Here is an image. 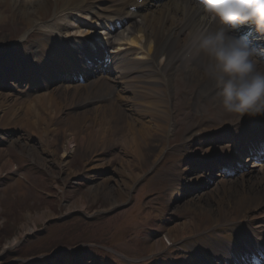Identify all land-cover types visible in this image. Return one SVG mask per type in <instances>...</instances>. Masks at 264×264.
<instances>
[{
    "label": "bare ground",
    "instance_id": "bare-ground-1",
    "mask_svg": "<svg viewBox=\"0 0 264 264\" xmlns=\"http://www.w3.org/2000/svg\"><path fill=\"white\" fill-rule=\"evenodd\" d=\"M189 2L190 0H0V20L6 16L4 12H9L24 29L36 31L32 36L38 35L34 40L32 37L26 40L29 45V50H25L28 60L23 67L27 70L26 73L19 70L14 72L6 67L0 69V77L6 82L13 75L18 76L16 81L11 80L10 85L4 82L1 85L0 140L10 127L18 125L28 129L25 139H12L9 141L10 145L25 140L24 143L32 149L28 143L32 137H37L38 151L34 153L37 157L31 155L43 166L47 167L49 161L58 165V170L53 175L62 179L63 186L60 190L67 200L68 210L84 209L96 202L101 195L108 198L111 205L119 204L127 198L141 176L133 171V166L150 156L146 148L150 145L154 147L151 155L153 162L165 150V142L175 121V82L181 88L187 87L184 74L192 82L200 84L201 91L196 94V98L201 103L200 99L205 96L207 85L200 81L195 70H185L183 59L188 33L197 23V15L188 9ZM51 9L54 10L53 15L47 18ZM125 17L131 21L123 29L115 27L113 30L109 27L111 21L116 23L117 20H125ZM97 27L108 31V40L100 35ZM248 29L250 28L245 27L243 32ZM53 31L57 34L49 36L48 33ZM250 37L253 42L264 47V38L259 37L254 29ZM107 41L114 47L108 55ZM92 56H97L100 60L109 57L111 62L92 67L86 66L85 62L80 63V60L86 61V57L93 58ZM62 60L76 65L80 70L88 71L91 82L85 88L80 84L73 85L74 83L58 85L57 76L62 81L67 79ZM12 61L16 65L19 63L15 57ZM179 62L183 69L176 66ZM21 77L24 78L20 83L23 88L17 83ZM53 79L55 84H52ZM189 85L188 93L191 91V84ZM30 92L33 93L31 97L22 96ZM100 97L109 99L105 102L98 100L92 107L83 110H75L69 123L62 122L59 104L65 99L86 106ZM212 100L203 103V107L210 109ZM90 117L93 119L92 125H84L85 120ZM258 118L260 117H250L260 122L256 126L244 123L236 127H202L185 138L188 144L208 141L211 144L221 143L223 147L218 157H197L194 167L185 162L180 170V177L173 181L175 185L171 188V197L181 199L197 192L199 198H202L204 192H207L217 201V212L215 208L203 210L201 204L188 205L195 210L196 218L170 226L164 237L148 240L146 250L150 255L162 252L169 245L177 243L185 233L191 235L204 220L209 221L210 229L223 222L236 221L232 216L233 206L225 207V197L220 195V191L227 193L231 187L230 181L236 178L242 191L238 203L249 198L252 207L257 211L262 209V213L251 218H241L242 228L245 229L237 236V243L223 245L214 241L209 258L199 254V263L202 261L203 264L205 261L204 264H212L209 263L211 258L213 264H225L227 260L239 258L243 251L264 244V193L252 194L247 189L249 184L264 191V161L254 162L249 156L241 158L253 133L264 128L262 118ZM110 140L124 143V158L115 167L109 165L110 162L103 153ZM211 144L206 149V154L213 149ZM75 147L83 148L88 155L84 173L92 182L87 193L78 192L74 188L79 174L68 168L67 156ZM7 152L8 149L0 147V158ZM233 160H238L248 169L235 178L220 174L229 171ZM1 164L0 162V175L13 171L9 169V161L3 162L4 169ZM190 167L193 169L189 170ZM13 169L16 167L13 166ZM105 170H110L111 174L104 177ZM186 176L189 177L186 179ZM209 176L213 184L209 182ZM184 178L186 180L183 188H180ZM27 179L26 174L13 176L11 186L21 190ZM94 179L99 181L94 182ZM112 180L116 181L114 195L110 189ZM49 215L50 212L47 211L40 218L29 214L22 233L32 231V222ZM19 241L17 236L7 242L4 248L16 246ZM233 262H236L235 259L231 260Z\"/></svg>",
    "mask_w": 264,
    "mask_h": 264
},
{
    "label": "rangeland",
    "instance_id": "rangeland-1",
    "mask_svg": "<svg viewBox=\"0 0 264 264\" xmlns=\"http://www.w3.org/2000/svg\"><path fill=\"white\" fill-rule=\"evenodd\" d=\"M53 11L51 9L47 13V18L52 17ZM4 14L6 16L0 20V69L6 67L15 70L26 66L28 60L26 51L29 50L26 40L30 37L34 40L38 35L32 36L36 31L24 29L14 15L9 12ZM14 57L19 61L17 64L19 67H16L15 61L11 62ZM176 66L182 68L180 62ZM23 73H26L25 69ZM183 77L187 87L181 88L175 82L173 91L175 121L165 142L163 154L153 162L151 155L154 147L150 145L146 148L150 156L133 166V171L140 173L141 176L127 198L119 204L111 205L109 204L111 201L101 195L96 202L84 209L68 210L67 200L60 190L63 186L62 179L53 175L57 172L58 165L49 161L46 167L34 160L32 155L37 157L34 153L38 151L37 137H32L28 143L33 150L24 143L25 140L10 145L9 141L12 139H25L24 135L28 131L22 125L10 127L0 140V147L8 149L7 154L0 158V162L3 164L9 161V169L13 170L0 175V264H199V254L208 257L214 241L223 245L237 243V236L245 229L242 228L240 219L258 216L262 209L258 211L254 209L249 198L238 203L242 191L234 179L230 181L231 187L227 193L220 191V195L225 197L223 203L225 207L233 206L232 216L236 221L223 222L210 229L209 221L204 220L199 229L193 230L191 235L183 234L177 243L169 245L162 252L150 255L146 250L148 240L164 237L170 226L196 218L195 210L188 205L201 204L203 210L215 208L217 212V201L207 192H204L202 198H199L196 192L181 199H174L171 197V188L175 185L173 181L180 177L184 163L194 167L193 162L209 148L208 142L188 144L185 138L202 127L226 126L228 122L238 121L235 115H229L220 110V107H216L217 103L210 93L201 98L199 103L196 94L201 91L200 84L192 82L185 74ZM10 81L6 82L0 77V88L3 82L9 84ZM82 87L85 88V84ZM32 95L30 92L22 96ZM101 98L103 97L97 98L93 103L91 101L86 106L65 99L59 104L62 122L69 123L73 111L92 107L98 100L104 101V98ZM210 100L213 101L210 109H205L203 103ZM92 122L93 119L90 117L85 120L84 125L91 126ZM212 146L210 152L221 149L223 144L214 142ZM123 149L124 143L120 140L107 142L103 153L110 166L119 165L124 158ZM87 158L86 151L77 147L67 156L68 168L79 174L77 182L73 185L78 192L87 193L92 182L84 173ZM2 164L4 169L5 166ZM13 166L16 169H13ZM198 168L201 170L199 166ZM104 172V177L111 174L110 170ZM22 174H26L28 179L21 190L12 187L13 176ZM188 177L186 176V179ZM191 178L190 176L189 179ZM186 179L181 180L180 188H183ZM98 181L99 179H94V182ZM110 189L114 195L115 180L111 181ZM247 189L252 194L264 193L262 189L249 184ZM46 211L50 212L49 216L32 222L30 228L33 230L22 233L29 214L40 218ZM17 236L20 241L16 246L4 248L7 242ZM213 248L218 250L217 247Z\"/></svg>",
    "mask_w": 264,
    "mask_h": 264
},
{
    "label": "clouds",
    "instance_id": "clouds-1",
    "mask_svg": "<svg viewBox=\"0 0 264 264\" xmlns=\"http://www.w3.org/2000/svg\"><path fill=\"white\" fill-rule=\"evenodd\" d=\"M188 9L197 23L185 41V70L198 73L225 113L264 117V47L243 32L264 38V0H190Z\"/></svg>",
    "mask_w": 264,
    "mask_h": 264
}]
</instances>
